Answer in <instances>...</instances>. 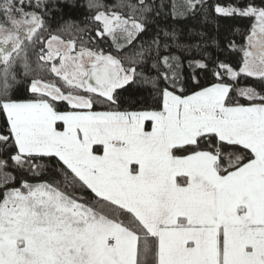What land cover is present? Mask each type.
<instances>
[{"label":"snow or ice","instance_id":"snow-or-ice-1","mask_svg":"<svg viewBox=\"0 0 264 264\" xmlns=\"http://www.w3.org/2000/svg\"><path fill=\"white\" fill-rule=\"evenodd\" d=\"M0 114V264H264V6L0 0Z\"/></svg>","mask_w":264,"mask_h":264},{"label":"trees","instance_id":"trees-1","mask_svg":"<svg viewBox=\"0 0 264 264\" xmlns=\"http://www.w3.org/2000/svg\"><path fill=\"white\" fill-rule=\"evenodd\" d=\"M107 3H113L115 0H106ZM210 5H215L217 3L228 6L240 3V0H208ZM248 2H252L256 4L257 6H264V0H243V3L246 4ZM63 13H61L62 15ZM72 15L78 17L80 20H83L84 17L77 11L71 13ZM60 16H57V19L59 20ZM253 25V20L249 18H220L219 19V26L217 30V26L209 22L206 25V28L204 29L206 31L207 37H215L220 42V48L215 46H210L208 48V51L213 55L217 56L219 55L221 59H225L226 57L221 52V48L228 40H234L237 45L239 46H247L245 42L246 35L250 34L249 29ZM235 26L238 31L233 33L232 28ZM197 43L200 42V38H196ZM210 43V41H209ZM259 50V48H258ZM241 52H233L230 53L227 56V59L231 60L232 62H235L238 60L241 56ZM192 55H196L195 52L192 53ZM202 83L204 86H208L210 83L214 82V77L212 76L211 72L204 73L200 77ZM247 83H253V81H247ZM240 103H245L243 99L237 98ZM5 131V116L3 114H0V132ZM43 179L46 180H52L57 179L60 180L62 177L57 173L55 170H50L48 174ZM85 195H89L88 193H84Z\"/></svg>","mask_w":264,"mask_h":264},{"label":"rangeland","instance_id":"rangeland-1","mask_svg":"<svg viewBox=\"0 0 264 264\" xmlns=\"http://www.w3.org/2000/svg\"><path fill=\"white\" fill-rule=\"evenodd\" d=\"M260 39H261V37L257 36V37L254 38V42H258ZM251 50L254 51V52H257V53L259 52L258 47L257 48H253Z\"/></svg>","mask_w":264,"mask_h":264}]
</instances>
